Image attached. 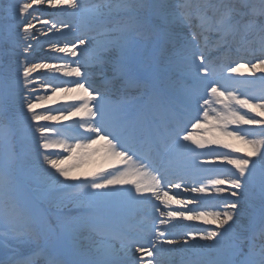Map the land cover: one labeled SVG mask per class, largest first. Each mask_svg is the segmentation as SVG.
Listing matches in <instances>:
<instances>
[{"label":"snow or ice","instance_id":"snow-or-ice-1","mask_svg":"<svg viewBox=\"0 0 264 264\" xmlns=\"http://www.w3.org/2000/svg\"><path fill=\"white\" fill-rule=\"evenodd\" d=\"M37 256L264 264V0H0V264Z\"/></svg>","mask_w":264,"mask_h":264},{"label":"bare ground","instance_id":"bare-ground-1","mask_svg":"<svg viewBox=\"0 0 264 264\" xmlns=\"http://www.w3.org/2000/svg\"><path fill=\"white\" fill-rule=\"evenodd\" d=\"M25 2H26V0H25ZM40 7H43V10H38V9H40ZM34 8L37 9V11L34 14H35L36 17H38L37 20H34V23H36V28L37 29H41L44 26L39 21L40 20H44V19H49L50 18V13L52 12V10L49 9L47 5L34 6ZM60 18L64 19V20L70 19V17H67V16H62ZM77 23H78V21H77ZM245 74L247 75V73H245ZM257 75H259V73H257ZM41 94H43V93H41ZM69 103H72V101H67V100H64V99L60 98L55 103L47 104V105H45V107L46 108H48V107L56 108V107H60L61 105H66V104H69ZM75 119H79V118L78 117L73 118V120H75ZM71 122L72 121H62L61 124H67V123H71ZM53 123H55V122H53ZM56 126L59 127L60 125H56ZM81 132H83V129H81ZM53 138L54 139H64V137H62V136H54ZM69 142H71V141H69ZM240 146L243 147V145H240ZM53 151H62V150L54 149ZM95 167H97V168L102 167V162L97 160ZM227 167H230V166H227ZM227 167H225V169H224L225 172H226ZM109 170H111V169H109ZM191 223H193L196 226L201 227V228H203V227H214V226L204 225L203 222H200V221H194V222H191ZM117 246H118V244H117Z\"/></svg>","mask_w":264,"mask_h":264},{"label":"rangeland","instance_id":"rangeland-1","mask_svg":"<svg viewBox=\"0 0 264 264\" xmlns=\"http://www.w3.org/2000/svg\"><path fill=\"white\" fill-rule=\"evenodd\" d=\"M38 10H43V7H40V9ZM238 155H244V153L242 152V153H239Z\"/></svg>","mask_w":264,"mask_h":264}]
</instances>
